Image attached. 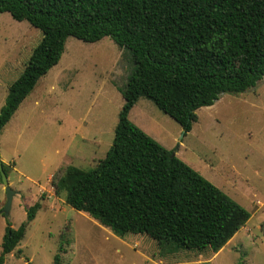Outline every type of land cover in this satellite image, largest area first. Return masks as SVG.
I'll return each instance as SVG.
<instances>
[{"label":"trees","instance_id":"trees-1","mask_svg":"<svg viewBox=\"0 0 264 264\" xmlns=\"http://www.w3.org/2000/svg\"><path fill=\"white\" fill-rule=\"evenodd\" d=\"M0 12L42 32L0 108V135L39 79L60 62L69 37L97 42L109 36L132 57L105 157L89 170L68 165L55 183L67 204L119 237L146 234L169 252H217L246 224L247 208L132 122L129 113L146 97L186 135L199 108L214 105L223 93L255 88L264 79V0H0ZM40 208L39 201L29 206L17 228L8 223L0 264ZM54 264H63L60 253Z\"/></svg>","mask_w":264,"mask_h":264},{"label":"rangeland","instance_id":"rangeland-1","mask_svg":"<svg viewBox=\"0 0 264 264\" xmlns=\"http://www.w3.org/2000/svg\"><path fill=\"white\" fill-rule=\"evenodd\" d=\"M42 38L40 29L0 12V108ZM134 63L106 36L66 41L58 64L42 76L0 135V159L16 191L11 208L0 175V252L8 223L19 227L28 207L41 208L4 264H264V79L243 93H223L199 108L192 130L141 97L129 118L251 213L217 252H169L146 234L119 237L67 204L55 183L68 165L89 170L113 143ZM61 245L65 250H60Z\"/></svg>","mask_w":264,"mask_h":264},{"label":"water","instance_id":"water-1","mask_svg":"<svg viewBox=\"0 0 264 264\" xmlns=\"http://www.w3.org/2000/svg\"><path fill=\"white\" fill-rule=\"evenodd\" d=\"M3 163L4 162L2 161V159H0V175H1L2 182L5 184L6 196H7V201H6V204L4 207V212L8 213L10 208H11L12 199H13L16 191H14L12 189V187L10 186L7 173L3 167Z\"/></svg>","mask_w":264,"mask_h":264}]
</instances>
